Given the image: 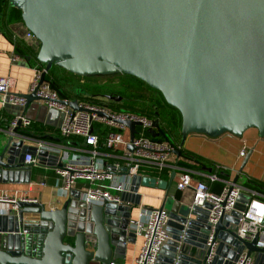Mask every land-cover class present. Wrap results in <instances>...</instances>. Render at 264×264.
<instances>
[{"label":"water","instance_id":"95a60500","mask_svg":"<svg viewBox=\"0 0 264 264\" xmlns=\"http://www.w3.org/2000/svg\"><path fill=\"white\" fill-rule=\"evenodd\" d=\"M8 2L21 11L20 21L9 24V29L19 37L27 31L32 34L28 43L38 47L36 59L45 71L56 65L80 77L122 73L158 90L181 118L179 147L173 151L176 162L189 135L241 138L255 129L264 138V0ZM20 96L26 99L25 108L41 101L34 92ZM62 103L79 110L77 100ZM123 125L132 142L138 125ZM158 125L153 120L155 129ZM16 131L4 133L0 175L3 182L28 185L32 167L53 163L56 157L16 144L13 138H23ZM149 134L158 137L154 131ZM29 154L37 162L25 166L24 157ZM56 163L62 167L59 157ZM175 176L176 171L168 181L134 176L129 192L120 194V203L87 205L79 200V192H71L60 209L46 210L32 199L10 203L7 214L0 215V264H116L136 238L132 225L140 204L139 186L156 185L166 193L158 210L169 217V239L156 264H235L244 252L254 257L255 264H264V250L256 248V237L247 243L234 235L250 202L248 195L241 193L234 210L219 218L212 250L207 246L209 204L180 207L177 213L167 210ZM236 181L237 177L232 182Z\"/></svg>","mask_w":264,"mask_h":264},{"label":"built area","instance_id":"2783aa9c","mask_svg":"<svg viewBox=\"0 0 264 264\" xmlns=\"http://www.w3.org/2000/svg\"><path fill=\"white\" fill-rule=\"evenodd\" d=\"M31 36L32 34L27 31L23 37L30 40ZM11 59L12 61L17 59V55H13ZM47 72L43 63L38 61L33 65L28 94L34 92L48 109L62 113L59 135L64 140L71 139L75 142L70 145V150L75 154L69 156L66 152H60L62 167L55 169L56 188L69 193L74 186L81 184L79 200L87 205L101 206L104 201L120 203L119 196L121 193L129 192L132 178L137 175L144 177L140 173L142 169L157 171V174H160L164 168L170 167L173 151L178 147L169 141L155 139L149 134L150 131L157 134L152 119L130 112H117L104 104L78 100L79 110L71 109L62 101L71 102L76 99H61L58 91L45 76L42 82L38 83L42 73L46 75ZM13 84V78L10 76H0V105L23 109L26 99L11 90ZM125 122L138 125L132 142L129 129L123 125ZM30 125L31 121L21 113L11 120L7 132L14 135V129H27ZM100 143L111 153L100 152ZM32 144L37 151L51 150L50 146L40 141L34 140ZM129 145L133 147L131 151L128 149ZM244 155L245 151L241 150L239 156ZM104 158L112 159V162L108 164ZM36 162V158L30 154L24 157L25 166ZM217 168L223 172L227 171L223 166L218 165ZM207 178L209 182H223L220 190L216 192L209 190L206 182L193 180L187 171L178 175L175 188L179 192L191 193L190 209L210 205L207 215V224L210 227L207 246L214 250L216 244L211 245L214 226L223 214H229L234 210L237 197L241 193L244 194L246 189L236 182H224L216 174H210ZM44 185L45 182H41V186ZM248 193L250 202L241 213L234 235L238 240L247 243L256 237V248L264 250V199L257 197V192L248 190ZM16 200L27 199L0 194V204L6 206L2 214H7L10 203ZM168 221V214L164 210L139 209L132 228L135 235L141 238L142 245L133 264H156L163 244L169 239L166 231ZM235 264H255V259L252 255L246 257L244 252L239 255Z\"/></svg>","mask_w":264,"mask_h":264},{"label":"crops","instance_id":"0c3cea01","mask_svg":"<svg viewBox=\"0 0 264 264\" xmlns=\"http://www.w3.org/2000/svg\"><path fill=\"white\" fill-rule=\"evenodd\" d=\"M6 2L8 15L0 20V76L13 78L14 84L11 90L17 95H25L28 94L32 80V67L36 63L33 54L35 52L37 54L38 47L33 43L29 44L27 38L19 37L9 29V24L18 22L21 18L20 15L17 17V12L11 11L8 0ZM26 43L29 49L25 50ZM15 54L17 59L12 61L11 57ZM21 113L31 121V125H36L41 131L37 132L34 127L32 129L29 126L27 130L29 129L28 132L31 136H34L21 135L22 139L13 138V142L27 147H34L32 144L34 140L43 142L51 147V150L48 151L56 158H60V152H66L69 156L75 154L73 150H70V145L75 143L74 140H64L59 135L62 113L54 109H48L41 101L33 102L23 109L13 106L2 107L0 105V150L6 143L7 136L4 133L9 130L11 120ZM17 135L20 136L18 133ZM36 137L40 139H36ZM182 149L187 152V155L180 156L176 162V156L173 154L169 163L170 167L164 168L160 174H157V171L148 169L140 171L142 176L154 178L156 181H168L171 172L176 171V176L167 194V199L170 202L167 210H170V212L177 213L181 206L186 207L191 204V193L179 192L175 188L178 175L183 171H187L193 180L204 181L208 185V175L223 172L217 168L219 165L227 168V171H224V177L217 176L224 182H232L237 177L236 183L242 187L247 180L264 184V138H259L255 129L247 130L241 138L229 134H224L215 139L203 135H189ZM241 150L245 151L243 157L239 156ZM190 155L198 156L209 163L205 166L200 165ZM247 156H249L248 160L242 172H239L243 160ZM56 158H54L53 163L33 166L28 185L3 182L0 175V194H6L17 199L35 200L41 203L46 210L60 209L69 200L71 192L80 193L82 187L81 184H77L69 193L55 187V169L58 167ZM104 160L108 164L112 162V159L109 158H104ZM203 168L210 169V172L204 171ZM41 182H45V185L41 186ZM219 183L223 185V182ZM244 189L246 191L243 193L246 195H249L248 190L253 191L245 187ZM138 194L140 204L134 211L135 219L138 217L140 208L147 210L159 209L163 205L166 195L165 191L159 189L157 185L154 188L139 186ZM257 194V197L264 199V190L257 192ZM5 207L4 204H0V215H4L2 211L5 212ZM141 245V238L136 236L133 244L126 245L124 259L117 261L116 264H133L139 254Z\"/></svg>","mask_w":264,"mask_h":264},{"label":"trees","instance_id":"16d2710c","mask_svg":"<svg viewBox=\"0 0 264 264\" xmlns=\"http://www.w3.org/2000/svg\"><path fill=\"white\" fill-rule=\"evenodd\" d=\"M6 1L7 0H5L4 3H2V0H0V13L4 17H7L8 15ZM11 11L15 13L17 12V17L20 15L21 18V11L19 9L11 6ZM24 48L25 50L29 49L27 43L25 44ZM35 54H33V57L37 63L38 61L35 58ZM64 71L66 70L56 65H53L45 75V78L49 80L52 86L58 91V95L61 99L63 100L76 99L81 102H88L92 104H104L117 112H130V113L146 116L152 120H158L159 125L158 128L156 129L158 137L155 139H160L162 141H169L173 143L175 147H179L180 125H181L180 115L176 109L170 107L165 103L158 90L149 87L146 83H144L140 79L128 75V78L131 77L133 80L125 79L113 83H107V85L110 84L111 86H109L105 90H101V92L85 93L84 90L81 89L82 87L69 89V86L77 85V83L73 82L69 76H73V77H80V76L74 75L67 71L66 73L68 75L66 74L64 75L62 73ZM80 78H85V77H80ZM104 96H112L115 98H120V101L106 100L103 98ZM33 127L36 129L37 132L41 131L37 128L36 125H30L29 128L33 129ZM28 130L18 129L17 133L20 134V136L23 135L30 137L31 134L28 132ZM170 138H172V141H170ZM36 139H40V138L36 137ZM99 150L102 153H106V154L111 153L110 150L103 148L101 143ZM179 152H180V156L187 155V152H185L182 148H179ZM190 157L200 165L205 166L209 163L208 161L199 158L198 156L190 155ZM216 175L218 177H224L225 172L217 173ZM207 186L209 190L215 192L220 190V188L222 187V185L219 182H209ZM243 187L256 192H260L264 190V184L254 180H247L245 183H243Z\"/></svg>","mask_w":264,"mask_h":264},{"label":"rangeland","instance_id":"374dc122","mask_svg":"<svg viewBox=\"0 0 264 264\" xmlns=\"http://www.w3.org/2000/svg\"><path fill=\"white\" fill-rule=\"evenodd\" d=\"M64 75H68L66 71L62 72ZM70 79H72L73 82H76L77 85L69 86V89L82 87L81 89L84 90L85 93H96L101 92V90H105L110 84L107 85V83H113L121 80H133L131 77L128 78V75H124L122 73L112 74V75H106V76H91V77H73L69 76ZM127 77V78H126ZM83 84V85H81ZM170 141H172V138H170ZM185 208V206H181Z\"/></svg>","mask_w":264,"mask_h":264}]
</instances>
